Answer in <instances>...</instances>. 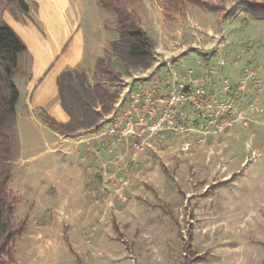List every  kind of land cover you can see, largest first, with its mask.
Returning a JSON list of instances; mask_svg holds the SVG:
<instances>
[{
	"label": "rangeland",
	"instance_id": "374dc122",
	"mask_svg": "<svg viewBox=\"0 0 264 264\" xmlns=\"http://www.w3.org/2000/svg\"><path fill=\"white\" fill-rule=\"evenodd\" d=\"M87 1L91 55L82 71L90 84L118 99L141 81L160 98L201 89L202 107L182 109L185 134L164 132L136 152L122 143L102 157L101 140L60 138L41 123L44 108H27L30 63L20 57L19 156L8 187L12 224L26 218V228L11 248L13 264H264V21L246 13L264 0H225L218 12L185 5L169 15L162 0L129 1L155 44L151 67L129 75L109 51L115 17ZM3 8L17 11L0 0ZM100 57L117 82L96 76ZM218 99L231 109L215 118Z\"/></svg>",
	"mask_w": 264,
	"mask_h": 264
},
{
	"label": "trees",
	"instance_id": "16d2710c",
	"mask_svg": "<svg viewBox=\"0 0 264 264\" xmlns=\"http://www.w3.org/2000/svg\"><path fill=\"white\" fill-rule=\"evenodd\" d=\"M21 14L28 13L23 0H2ZM131 0H97L98 6L115 17L117 39L110 44L111 55L118 60L123 72L129 75L136 70H148L155 62V44L139 26L136 16L128 10ZM166 15L179 13L185 5L209 12L222 9L225 0H162ZM247 15L254 21H264V4L246 5ZM26 47L16 33L0 22V264H13L11 248L26 228V218L17 226L12 224L14 199L9 194L12 167L19 156L16 103L19 93L13 83L18 72L20 57ZM94 71L100 80L109 84L121 75L115 72L102 57L95 61ZM57 98L62 111L68 116L61 124L40 113L39 119L54 133L74 137L80 132H97L118 100V92L100 83L90 84L87 74L79 69H67L56 80ZM79 263V260L77 262Z\"/></svg>",
	"mask_w": 264,
	"mask_h": 264
},
{
	"label": "crops",
	"instance_id": "0c3cea01",
	"mask_svg": "<svg viewBox=\"0 0 264 264\" xmlns=\"http://www.w3.org/2000/svg\"><path fill=\"white\" fill-rule=\"evenodd\" d=\"M23 1L28 6L27 14H21L18 11L12 13L3 8L0 11V22L6 23L16 33L27 50L26 55H23L30 63L29 78L24 88V92L28 93L27 108L29 110L44 108L45 113L56 122L67 123L69 118L58 102L56 80L64 70H84L85 63L89 61L91 51L87 36L88 1ZM148 83L150 82L141 81V84L130 85L125 89L124 94L147 89ZM48 87H53L51 96H47L45 92ZM44 126L47 127L45 124ZM108 127L107 116L97 132H85L88 134H83L81 137H89L88 141L89 139L101 140L99 144L102 147L97 151L101 152L106 149L109 141V138L101 134ZM129 146V142H124L122 147ZM98 155L103 157L107 155V152L102 151Z\"/></svg>",
	"mask_w": 264,
	"mask_h": 264
},
{
	"label": "built area",
	"instance_id": "2783aa9c",
	"mask_svg": "<svg viewBox=\"0 0 264 264\" xmlns=\"http://www.w3.org/2000/svg\"><path fill=\"white\" fill-rule=\"evenodd\" d=\"M203 96V90L197 89L191 93L186 87L172 89L166 98L158 96L156 87L126 92L120 96L113 110L108 114L109 127L101 135L109 138V143L108 149L102 151L112 152L124 142H129L133 152L142 151L147 139L151 137L159 136L164 132L175 135L185 134L187 128L184 126L185 116L182 109L191 103L195 110H198L202 107L199 102ZM230 109L218 99L215 101L212 116L215 118L226 116L230 113ZM176 118L182 121L178 126H176ZM230 126L231 124L227 123L223 126L216 125V128L221 131ZM187 148L188 144H185L183 149Z\"/></svg>",
	"mask_w": 264,
	"mask_h": 264
}]
</instances>
